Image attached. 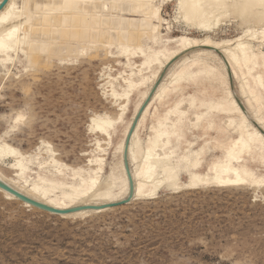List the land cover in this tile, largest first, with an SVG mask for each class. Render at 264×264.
Listing matches in <instances>:
<instances>
[{
    "label": "rangeland",
    "instance_id": "obj_1",
    "mask_svg": "<svg viewBox=\"0 0 264 264\" xmlns=\"http://www.w3.org/2000/svg\"><path fill=\"white\" fill-rule=\"evenodd\" d=\"M157 6L164 20L160 25L164 39L203 38L175 20V0H159ZM84 22L90 24V18ZM240 25L229 17L208 36L233 41L248 30ZM67 27L64 39L48 41L33 57L37 59L33 67L21 52L11 51L12 62L0 63V173L7 177L16 178L14 172L19 171L14 168L13 151L22 160L28 181L53 170V158L77 176L98 166L99 180L115 164L116 143L135 101L134 93L124 92L125 81L131 63L137 66L140 57L127 60L114 49L69 57L68 47L79 50L81 44L71 43L74 25ZM208 84H182L157 113L188 96L218 100L223 85ZM233 86L230 91L238 97ZM16 116L22 120L15 122ZM104 117L122 121L113 125L110 136L96 128L95 122ZM151 121L152 113L140 132L142 141L148 137ZM224 125V120L214 119V130L204 140L209 149L202 157V168L219 158L229 143L227 136L216 133ZM198 132L194 136L202 128ZM192 133L185 140L192 141ZM204 142L196 143L194 150ZM183 144L178 154L187 149V143ZM251 170L257 176L264 174L258 167ZM70 179L71 174L63 178L66 183ZM185 181L181 175L178 189L161 188L147 199L68 219L26 207L0 193V264H264V187L184 188Z\"/></svg>",
    "mask_w": 264,
    "mask_h": 264
},
{
    "label": "bare ground",
    "instance_id": "obj_2",
    "mask_svg": "<svg viewBox=\"0 0 264 264\" xmlns=\"http://www.w3.org/2000/svg\"><path fill=\"white\" fill-rule=\"evenodd\" d=\"M158 1L7 2L0 11V63L12 62L11 51L15 55L21 52L33 67L37 63L33 57L42 52L48 41L63 37L70 24L71 27L74 25L75 32L73 40L70 38L71 43L77 42L81 46L79 50L68 47L69 57L76 59L88 53L93 55L97 51L114 49L127 60L138 56L140 62L137 66L131 63V73L125 81L124 92L127 95L134 93L135 101L130 118L124 123L121 138L116 143L115 164L105 178H97L95 172L100 169L97 165H93L92 168L97 167L92 172L88 171L87 175L77 176L74 170L53 158V170L43 171L36 180L28 181L24 179L23 162L17 159L18 152L13 151L14 168L19 170L14 172L17 177L0 173L2 182L32 200L58 210L101 207L124 200L128 194L123 163L126 137L149 92L159 82L128 144L127 162L134 187L132 200L147 199L161 188H180L178 182L181 175L186 178L182 184L184 188L264 187V174L257 176L251 170L258 167L264 172V72H261L264 69V0H175V20L203 36L201 39L181 36L175 40H166L160 35V25L164 20L158 14ZM163 1L168 3L173 0ZM59 11L64 13L62 17ZM86 17L90 18L88 25L84 22ZM229 17L237 19L248 30L241 31L243 33L233 41L211 39L208 34L218 30ZM203 82L216 88L223 85L221 97L206 102L188 96L177 99L163 113H157L158 107L179 92L182 84ZM233 85L238 97L230 91ZM151 113L148 137L142 141L140 132L146 128ZM104 118L95 122L96 128L110 136L113 125L122 121ZM216 118L224 120L225 124L216 133L227 136L229 143L219 158L202 168V157L209 149V143L204 140L211 129L214 130L212 124ZM21 120L17 118L15 122ZM201 128L202 133L194 136V132ZM190 130L194 139L188 142L185 139ZM199 141L204 143L194 150ZM183 142L187 143V149L178 154ZM100 162L97 161L98 164ZM70 174L71 183L67 184L63 178ZM0 193L18 201L2 190ZM109 210H83L55 216L68 219Z\"/></svg>",
    "mask_w": 264,
    "mask_h": 264
},
{
    "label": "water",
    "instance_id": "obj_3",
    "mask_svg": "<svg viewBox=\"0 0 264 264\" xmlns=\"http://www.w3.org/2000/svg\"><path fill=\"white\" fill-rule=\"evenodd\" d=\"M9 0H1L0 2V11L3 9V7L7 4ZM159 82H156V84L153 86V88L151 89V91L148 94L147 99L145 100V102L142 104L140 110L138 111V113L136 114L135 118L133 119V122L131 124V128L127 134L126 137V143H125V150L123 153V163H124V167H125V172H126V176L128 179V194L126 196V198L120 202H116L113 204H109L106 206H101V207H96V206H85V207H78V208H73L70 210H58L55 208H52L50 206L44 205L42 203H39L35 200H32L31 198L19 193L18 191L14 190L13 188H11L10 186H8L7 184H5L4 182H2L0 180V190L6 192L7 194L11 195L12 197H14L15 199H17L19 202L24 203L29 205L30 207L37 209L39 211L51 214V215H67V214H72L78 211H83V210H100V209H112V208H116V207H120V206H125L127 204H129L133 198V191H134V187H133V180L128 168V162H127V149H128V144H129V140L130 137L135 129V126L143 112V110L145 109V107L148 105L152 95L154 94L157 86H158Z\"/></svg>",
    "mask_w": 264,
    "mask_h": 264
},
{
    "label": "snow or ice",
    "instance_id": "obj_4",
    "mask_svg": "<svg viewBox=\"0 0 264 264\" xmlns=\"http://www.w3.org/2000/svg\"><path fill=\"white\" fill-rule=\"evenodd\" d=\"M16 129H12V131H15Z\"/></svg>",
    "mask_w": 264,
    "mask_h": 264
}]
</instances>
